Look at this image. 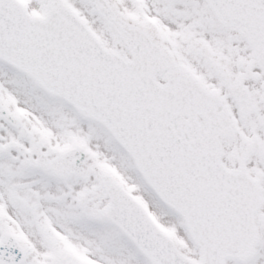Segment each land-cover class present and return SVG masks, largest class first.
<instances>
[{
  "label": "snow or ice",
  "instance_id": "obj_1",
  "mask_svg": "<svg viewBox=\"0 0 264 264\" xmlns=\"http://www.w3.org/2000/svg\"><path fill=\"white\" fill-rule=\"evenodd\" d=\"M0 264H264V0H0Z\"/></svg>",
  "mask_w": 264,
  "mask_h": 264
}]
</instances>
